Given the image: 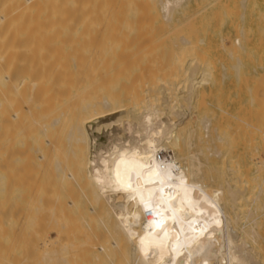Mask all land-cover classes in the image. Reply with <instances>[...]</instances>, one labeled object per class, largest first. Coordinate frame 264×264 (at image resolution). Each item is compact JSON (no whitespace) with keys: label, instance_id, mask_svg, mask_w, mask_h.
Returning <instances> with one entry per match:
<instances>
[{"label":"bare ground","instance_id":"bare-ground-1","mask_svg":"<svg viewBox=\"0 0 264 264\" xmlns=\"http://www.w3.org/2000/svg\"><path fill=\"white\" fill-rule=\"evenodd\" d=\"M194 1L0 0V264H264L263 184L188 154L211 69L168 35Z\"/></svg>","mask_w":264,"mask_h":264},{"label":"rangeland","instance_id":"rangeland-1","mask_svg":"<svg viewBox=\"0 0 264 264\" xmlns=\"http://www.w3.org/2000/svg\"><path fill=\"white\" fill-rule=\"evenodd\" d=\"M196 1L192 2L190 7H188L184 12L177 15L176 22L172 29H170L172 30L171 33L173 34L170 33L168 35V38H170L169 41H174V36L179 34L185 37L187 36L191 41L196 43L198 46L199 55V59L196 62L202 65L200 66L197 63L193 64L198 68L199 66L202 67L206 65L208 66V70L211 69L209 70L210 78L209 82L207 83L208 85L206 84L200 90V94L197 99L195 107L196 110H194V115L196 116L197 120H190V122H188V124H191L193 122V127L186 124L188 126L187 129L192 130L194 126H196V122H198V125L196 126V128H194L198 131H193L196 134L199 133L197 134L199 135L198 138L202 136L201 138H203V145L202 141H199L194 133L193 137H196L198 141L196 140V138H193L191 139V143H194L196 145H192L191 147H189V149L192 148L190 152L187 148L186 150L184 148L183 152L184 154H187L189 152L188 154L191 155L196 153L194 154L196 156L198 155L197 152H203L204 154H201L199 152L201 159H199V155L197 157L199 160H204H202L203 162L200 161L201 163L206 164L209 161V166H205L203 164L202 169L206 167L208 169V167H211L210 169H212L213 172L216 170L215 166L218 168V166H221L220 163H222L221 168H219L222 169L224 168L223 162L227 164L228 161L229 165H226L227 167L230 166L231 169L236 168L241 169L242 171H247L250 174L249 179L256 178L257 181L261 182L264 186V133L260 131H253L251 128H249V124H255L260 128L261 131L264 130V33H262L264 32V0H245L243 6L241 3L242 0ZM235 39L240 40V42L242 43L241 48L233 45ZM226 41L229 43H227ZM228 54L232 55L228 56ZM165 60L160 62H162L163 64L169 62L168 60ZM151 61L152 60H145L141 62L136 61V64L138 62L137 65L141 67H139L138 69H142V66L143 68L145 67V69H147L146 65L149 66L150 63L152 64V62L158 64L160 63L157 62V60L152 62ZM206 61H208L209 63L207 62L208 64H206ZM133 64L135 65V63ZM185 64H187V61L184 62V66ZM134 75L135 74L133 73L131 77L133 78ZM126 80V78L122 77L120 80L121 83H119V85H125ZM244 81L246 82V84ZM253 86H255V88ZM203 89L204 91L206 89L205 94H203ZM178 91L179 92L177 93V97L179 99L181 107L180 104L177 105V110H187L185 107L187 105L184 98L185 96L181 93V90ZM181 96H184V100L183 98L181 99ZM261 98L262 100H260ZM249 99H251V103ZM255 99L256 101H254ZM202 102H204V105H202ZM184 103L185 105H182ZM199 104H201L202 106H199ZM256 110H258L259 113H257ZM164 112V116H167L173 121L176 120L173 116H171L169 110L165 109ZM204 116H207L206 119H208V121L210 120L208 131V134L210 136L206 135V137V132L203 130L202 125L199 124V120ZM249 117L251 120L249 119ZM183 127H180L178 132L183 137H185L188 130L186 129V127ZM214 131H216L215 134ZM185 132L186 134H184ZM226 133L228 134L227 137ZM217 137L221 139V142L226 141L224 143L225 146L221 145L223 148L225 147V150L222 147H219L222 143L220 141L218 142ZM199 142H201L200 145L202 147L197 145ZM196 146H198L199 148L201 147L200 150ZM213 146L217 148L215 149V151H224L219 154L221 155L223 153L222 158L224 157L225 161H223L224 158L221 160V158H219L218 156L213 155ZM194 147H196L197 149H195ZM207 147H209L210 151L207 149ZM193 148L195 150H193ZM206 149L208 151H206ZM209 153H211L212 155H209ZM203 156H208L206 158L207 161ZM233 160L236 161L234 162ZM261 162L262 164H259ZM226 166L224 170L227 168ZM257 168H262L260 170V173L256 170ZM260 220V232L264 237V216L261 217ZM260 257H262V255ZM260 261H262L260 263L264 262L263 259Z\"/></svg>","mask_w":264,"mask_h":264}]
</instances>
